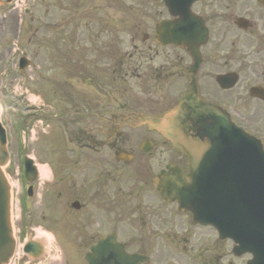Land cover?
<instances>
[{
  "label": "flooded vegetation",
  "instance_id": "af4514ba",
  "mask_svg": "<svg viewBox=\"0 0 264 264\" xmlns=\"http://www.w3.org/2000/svg\"><path fill=\"white\" fill-rule=\"evenodd\" d=\"M193 12L209 30L207 44L193 52L157 43L156 25L165 17L126 20L130 50L112 66L128 79L125 101L111 96L109 81H89L95 87L87 90L85 73L79 96L61 107L48 99L51 118L71 120L41 201L34 202V182V197L20 203L15 264H113L119 250L139 264L214 263L212 231L153 187L167 167L186 174L188 161L151 123L194 87L264 145V1L201 0ZM53 126L48 131L58 136ZM96 248L103 251L95 256Z\"/></svg>",
  "mask_w": 264,
  "mask_h": 264
},
{
  "label": "water",
  "instance_id": "95a60500",
  "mask_svg": "<svg viewBox=\"0 0 264 264\" xmlns=\"http://www.w3.org/2000/svg\"><path fill=\"white\" fill-rule=\"evenodd\" d=\"M203 108L205 112H213L219 122L209 128L196 125L201 132L185 126L184 119L188 122L193 119L184 107L167 120V137L191 160L192 181L189 184L175 174H166L163 190L179 193L180 203L194 212L197 221L212 224L223 236L234 239L240 245L235 249L237 253H252L255 259L249 264H264V185L249 172L259 170L257 161L261 156L264 162V153L253 139L236 132L216 111ZM204 139L208 140L207 144ZM5 145V132L0 125V159L7 157ZM236 152L240 154L237 162L232 158ZM211 158L225 164L222 169L227 176L221 184L204 182L211 170ZM7 211L8 190L0 173V261L9 251Z\"/></svg>",
  "mask_w": 264,
  "mask_h": 264
},
{
  "label": "rangeland",
  "instance_id": "374dc122",
  "mask_svg": "<svg viewBox=\"0 0 264 264\" xmlns=\"http://www.w3.org/2000/svg\"><path fill=\"white\" fill-rule=\"evenodd\" d=\"M50 1L51 0H26V9L27 10H26V13L23 14V16H21V21H23V26H24L22 29V36L21 37H22V39H24V37H26V36L29 37L31 35V38L32 39L34 38V41H32L33 43L35 42V38H37L36 39V42H37L36 45L37 46H35V44H33V43L30 44L26 39L23 41L21 39L19 47L17 49V53L12 54L15 56V59H18L19 55L22 56L23 53L26 54L28 57H30V60H33L34 64H36V66L38 67V69L36 70V74L38 72H40L39 66H42V70H44V68H45L44 65H47V61H48V50H46V53L43 52V55L40 56L39 58L37 55V53L40 50L46 49V44L44 42H45V40H47L48 36H47V30L45 29L44 26H46L45 24H47L49 22L55 23V21H57V20H54L52 18V16H57V17L61 16V13L59 12L60 10H57L56 8L53 9L54 13H51V15L50 14L48 15L49 11H48L47 7L49 5H47V4ZM60 1H63V0H60ZM91 1L95 2L94 0H91ZM126 1L135 2L137 0H123V6H122L121 13L119 16H125V13H126L125 2ZM139 1H141V0H139ZM156 1L157 0H155V2ZM55 2H57V0H55ZM32 13L36 15V18H37L36 23L34 21H31V17L33 16ZM17 21L18 20L11 19V17L9 15L7 16L4 24L1 21L0 37L5 36V39L2 40L0 38V45H1L0 47H3L6 40H8V42H9V40H11L12 37H11L9 29L10 28L12 29V27L15 26V28H14V32H15L16 26L18 24ZM30 25L36 26L38 28V30H36L30 34H26L25 29L29 30ZM60 33L61 34L63 33L62 27L60 28ZM14 35H16V33H14ZM44 45H45V47L43 48ZM6 47L7 46H5V49H6ZM5 49L0 50V69L1 70L4 69V63L1 62L3 55H4L3 59L5 60V58H7V56H8V54H11V52H12L10 50L5 51ZM58 54H62V51H59ZM3 71L0 73V110L2 112L3 123H4V125L8 131V134H9L10 151L12 154V161H11L10 166L6 169V173H7V176L9 177L11 183L17 185L18 168H19L17 165L19 162V152L17 150V146H18L17 144H18L19 136H21L23 138V141H24L26 146L30 145V147L28 146L29 150H31L32 147H35L36 150L40 151V149H42V147L44 146L43 142L45 139H43L42 142H38L42 133L40 134V131L37 129H36V133L39 135L37 137H34L33 133L31 134L29 132H26L24 134L21 132L19 133L18 132V125L16 124L18 117L16 116V113L14 110H15V105H17L20 102V101L16 100V98L20 97L19 94H21V93L24 94V97H22L23 98L22 100L26 101L28 104L30 102L31 103L37 102V104H39V102H40V100L32 93V82L29 80V74L32 75V73H30V70H27L25 72V76L22 80L21 78H19V76H13V74H11L10 77L8 78L7 75H9V73H10L9 68H7L5 76H2ZM26 91H29L28 95L26 94ZM27 130H30V128H28ZM32 140H34V142H35L34 145H32ZM54 152H56L55 149L53 150V153ZM17 191H18V187L16 186L15 191H14L15 192L14 205H15V202L17 199V196H16ZM232 248H233V244L229 243V251H230L229 260L231 261V264H246L247 257H244V258L234 257L231 253Z\"/></svg>",
  "mask_w": 264,
  "mask_h": 264
},
{
  "label": "bare ground",
  "instance_id": "6f19581e",
  "mask_svg": "<svg viewBox=\"0 0 264 264\" xmlns=\"http://www.w3.org/2000/svg\"><path fill=\"white\" fill-rule=\"evenodd\" d=\"M14 187H15L14 184H12V189H13V190H14Z\"/></svg>",
  "mask_w": 264,
  "mask_h": 264
}]
</instances>
